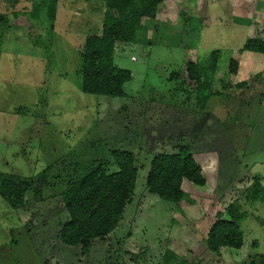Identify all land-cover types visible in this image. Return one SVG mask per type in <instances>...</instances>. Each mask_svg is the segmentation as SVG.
Returning <instances> with one entry per match:
<instances>
[{"label": "rangeland", "instance_id": "obj_1", "mask_svg": "<svg viewBox=\"0 0 264 264\" xmlns=\"http://www.w3.org/2000/svg\"><path fill=\"white\" fill-rule=\"evenodd\" d=\"M32 3L0 0V181L48 168L49 185L17 210L0 198V264H259L264 203L251 201L248 188H264V56L240 50L247 39L264 40V0L164 1L135 43L115 45L114 66L132 76L116 98L82 92L80 54L87 35L101 34L104 0H58L52 23L28 18ZM215 51L207 75L218 93L200 111L186 66L209 67ZM230 59L237 75L228 73ZM180 147L206 184L183 181L191 203L177 208L150 194L146 178L156 155ZM115 151L132 153L137 169L118 227L88 252L64 245L60 194L92 167L116 172ZM235 201L246 214L243 246L213 254L206 230Z\"/></svg>", "mask_w": 264, "mask_h": 264}, {"label": "trees", "instance_id": "obj_2", "mask_svg": "<svg viewBox=\"0 0 264 264\" xmlns=\"http://www.w3.org/2000/svg\"><path fill=\"white\" fill-rule=\"evenodd\" d=\"M164 1L104 0L101 34L87 35L80 54L83 93L113 98L125 96L123 87L131 81L132 76L130 71L114 66L115 45L135 43L136 33L144 28L143 20H155L158 7ZM57 8L58 0H33L30 11L25 14L32 20L43 17L52 23ZM28 37L32 38L31 34ZM240 52L264 56V41L247 39ZM220 55L219 51L210 55L212 64L209 67L199 62H189L186 66L187 78L196 85V101L200 111L204 110L208 99L218 93L211 92L214 78L207 74L215 68ZM238 68V61L230 59L228 73L237 75ZM243 85L239 84L236 88ZM21 110L17 109L18 112ZM111 155L118 169L116 172L108 175L102 166L92 167L82 176L70 180L66 190L60 194L62 209L68 220L61 225L59 237L68 247H80L83 252H88L93 241L105 239L118 227L126 205L131 202L137 179L134 156L130 152L119 151ZM47 169L28 179L3 178L0 181V198L12 210L22 208L28 195L38 198L42 189L49 185ZM183 181L200 187L206 184L202 169L188 148L180 147L176 154H160L151 160L146 178V188L150 194L179 208L183 202H189L181 188ZM248 191L251 192V201L264 203V188L259 181H254ZM245 219L246 214L237 201L229 204L216 215L206 230V249L216 255L220 254L221 248L240 250L243 246L240 224ZM166 255L170 258L173 254L166 252ZM257 257L259 264H264V254Z\"/></svg>", "mask_w": 264, "mask_h": 264}, {"label": "crops", "instance_id": "obj_3", "mask_svg": "<svg viewBox=\"0 0 264 264\" xmlns=\"http://www.w3.org/2000/svg\"><path fill=\"white\" fill-rule=\"evenodd\" d=\"M157 17V16H156ZM143 23V22H142ZM143 25V24H142ZM258 36V35H257ZM256 39H258V37L256 38ZM260 39V38H259ZM264 41V40H263Z\"/></svg>", "mask_w": 264, "mask_h": 264}]
</instances>
